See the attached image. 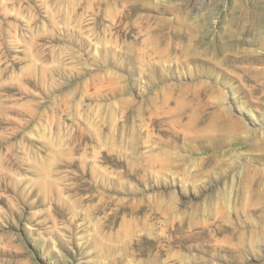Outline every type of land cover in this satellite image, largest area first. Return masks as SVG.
I'll return each instance as SVG.
<instances>
[{
	"label": "rangeland",
	"instance_id": "obj_1",
	"mask_svg": "<svg viewBox=\"0 0 264 264\" xmlns=\"http://www.w3.org/2000/svg\"><path fill=\"white\" fill-rule=\"evenodd\" d=\"M0 264H264V0H0Z\"/></svg>",
	"mask_w": 264,
	"mask_h": 264
},
{
	"label": "bare ground",
	"instance_id": "obj_2",
	"mask_svg": "<svg viewBox=\"0 0 264 264\" xmlns=\"http://www.w3.org/2000/svg\"><path fill=\"white\" fill-rule=\"evenodd\" d=\"M229 109V108H228Z\"/></svg>",
	"mask_w": 264,
	"mask_h": 264
}]
</instances>
